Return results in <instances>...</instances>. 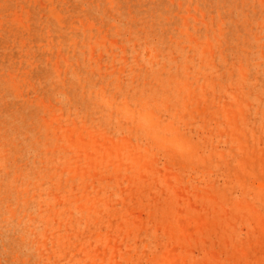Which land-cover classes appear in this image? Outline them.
Here are the masks:
<instances>
[{"label":"rangeland","instance_id":"obj_1","mask_svg":"<svg viewBox=\"0 0 264 264\" xmlns=\"http://www.w3.org/2000/svg\"><path fill=\"white\" fill-rule=\"evenodd\" d=\"M0 264H264V0H0Z\"/></svg>","mask_w":264,"mask_h":264}]
</instances>
